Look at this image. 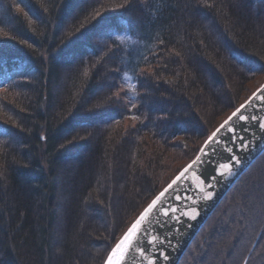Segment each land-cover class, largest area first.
Wrapping results in <instances>:
<instances>
[{
	"label": "trees",
	"instance_id": "trees-1",
	"mask_svg": "<svg viewBox=\"0 0 264 264\" xmlns=\"http://www.w3.org/2000/svg\"><path fill=\"white\" fill-rule=\"evenodd\" d=\"M262 68L264 0H0V264H103ZM178 264H264V152Z\"/></svg>",
	"mask_w": 264,
	"mask_h": 264
},
{
	"label": "water",
	"instance_id": "water-1",
	"mask_svg": "<svg viewBox=\"0 0 264 264\" xmlns=\"http://www.w3.org/2000/svg\"><path fill=\"white\" fill-rule=\"evenodd\" d=\"M262 93H264V81L213 132H216L226 121H229V117H232L234 112L241 109L242 105L245 106L243 110L245 117L255 116L257 119L240 121L233 117L230 123L233 124L235 132L230 133L226 129H221L218 134V141L210 144L209 149H206L208 155H205L204 152H201V149L205 148V143L212 132L193 159L151 199L117 240L119 242L124 237L128 229L144 213L152 201L160 193L165 192V189H168L169 185L176 180L184 169L188 168L189 165H193V161H196L198 156L201 157L203 162L198 161L194 164L177 182L178 186L173 185V188L169 189L161 198L165 209L169 211L171 219L162 214L156 215L154 210L151 216L152 224L147 225L149 231L145 235L148 240L155 237H159V240H155L151 244L145 242L144 254L141 255L139 251L135 253V264H178L228 191L264 152V128L259 126L260 122H264V96L261 95ZM243 145H248V147L245 148ZM236 158H239V164L236 163ZM224 165H231L232 167L229 169L225 168ZM221 173L223 175H220ZM207 193H212L211 199H205ZM176 196L180 198L176 199ZM173 208L176 209L175 213L171 211ZM194 209L198 212V215L195 219H190ZM157 219L166 223L157 224ZM115 244L112 248L115 247ZM165 256H167V259L164 258ZM106 258L103 264H105Z\"/></svg>",
	"mask_w": 264,
	"mask_h": 264
},
{
	"label": "snow or ice",
	"instance_id": "snow-or-ice-1",
	"mask_svg": "<svg viewBox=\"0 0 264 264\" xmlns=\"http://www.w3.org/2000/svg\"><path fill=\"white\" fill-rule=\"evenodd\" d=\"M261 70H264L262 68ZM128 79H131L130 77ZM264 96V93L261 94ZM245 109V106L242 105L241 109H238L236 112L232 114V117H229V121H226L224 125L221 126L220 129H217L216 132H213L211 136L208 137V140L205 143V148L201 149V152H204L205 155H208L206 149H209L211 143H216L219 139L218 134L220 133L221 129H226L230 133L235 132V128L232 123H230L233 120V117L240 121H246V120H256L257 117L251 116V117H245L243 110ZM259 126L261 128H264V122H260ZM243 139L242 137L240 138ZM243 147H248V145H243ZM203 162L201 157H197L196 161H193V165L197 162ZM236 163L239 164V158H236ZM193 165H189L188 168L184 169L179 176H177L176 180L172 182V184L169 185L168 189H165V192L160 193L159 196L156 197L152 201V203L149 205L147 209H145L144 213L141 214V216L132 224V226L128 229V231L125 233L124 237L115 244V247L111 249L110 253L108 254L106 258L105 264H135L136 255L135 253L137 251L140 252L141 255L144 254V244L145 242L151 244L155 242V240H159V237H155L152 240H148L147 236L145 234L148 233V227L147 225L152 224L151 216L155 210L156 215L162 214L165 217H168L171 219V216L169 215V211L165 209L164 202L162 201V197H164L165 193L169 191V189L173 188V185H177V182L189 171V169L192 168ZM225 168H231V165H224ZM220 175H223L222 173ZM179 196H176V199H179ZM212 193H207L205 196V199H211ZM172 213H175L176 209L171 210ZM198 215V212L194 209L193 215L190 217V219H195ZM157 224L166 223L162 222L161 220H156ZM167 259V256L164 257Z\"/></svg>",
	"mask_w": 264,
	"mask_h": 264
},
{
	"label": "rangeland",
	"instance_id": "rangeland-1",
	"mask_svg": "<svg viewBox=\"0 0 264 264\" xmlns=\"http://www.w3.org/2000/svg\"><path fill=\"white\" fill-rule=\"evenodd\" d=\"M113 36H114V38L116 39V40H118L121 44H128L129 43V40H130V37L127 35V34H125V33H121V34H118V33H114V34H112ZM131 78V79H128V78ZM123 80H122V84H123V89H125L126 90V92H127V94L130 96V97H134V91H135V80H134V78L130 75V74H128V73H125L124 75H123V78H122ZM260 80H264V78L263 77H261L259 80H257L256 82H255V84L256 85H258L259 84V81Z\"/></svg>",
	"mask_w": 264,
	"mask_h": 264
}]
</instances>
